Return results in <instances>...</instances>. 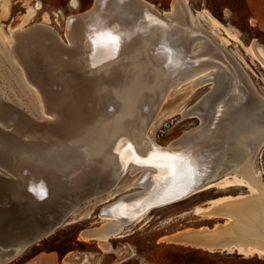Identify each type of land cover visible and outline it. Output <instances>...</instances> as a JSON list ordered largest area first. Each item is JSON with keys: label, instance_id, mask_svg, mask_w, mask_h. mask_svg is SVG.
<instances>
[{"label": "bare ground", "instance_id": "obj_1", "mask_svg": "<svg viewBox=\"0 0 264 264\" xmlns=\"http://www.w3.org/2000/svg\"><path fill=\"white\" fill-rule=\"evenodd\" d=\"M35 1L32 9L39 10ZM200 19L240 41L208 11L193 17L187 0H170L167 12L145 0H92L89 10L66 18V43L40 23L17 28L10 44L0 46L8 83L47 117L35 120L0 94V208L13 203L29 215L25 232L19 227L8 243L22 251L32 240L28 234L40 230L43 213L48 216L41 221L77 223L73 211L82 201L105 196L132 175L136 190L106 201L97 213L101 224L81 230L79 241L114 253L110 240L145 225L150 211L213 187L245 186V195L211 199L190 211L222 223L180 230L159 242L264 258V183L254 168L264 143V96L246 64ZM103 34L118 37V47L97 43ZM241 46L264 72V45L253 40ZM187 80L194 89L209 85L180 113L200 123L161 146L150 137L154 109L169 87ZM3 248L0 264L18 254L2 257ZM87 256L68 254L64 262L95 263Z\"/></svg>", "mask_w": 264, "mask_h": 264}, {"label": "rangeland", "instance_id": "obj_2", "mask_svg": "<svg viewBox=\"0 0 264 264\" xmlns=\"http://www.w3.org/2000/svg\"><path fill=\"white\" fill-rule=\"evenodd\" d=\"M160 12L168 11L170 0H145ZM35 0H0V46L6 48L10 44L13 32L17 28L26 30L35 24L45 23L58 39L66 43L64 35L66 18L70 15L83 13L90 9L92 0H38L39 10H33ZM75 3V8L71 3ZM190 12L194 14L208 11L224 28L234 29L239 33L238 42L227 37L222 28H213L200 19L199 23L204 29L212 30L214 37L225 43L226 49L243 64L251 81L264 96V72L251 61L244 52L243 46L251 41L264 45V36L250 25L248 11L242 0H187ZM18 31V30H17ZM242 58V59H241ZM5 70H2L0 60V94L10 103L15 104L35 120L44 118L36 106L23 100L6 79ZM181 83V85H180ZM192 81L187 80L169 87L162 95L160 102L155 107L151 119L150 137L159 145L165 146L180 138L184 133L199 125V119L191 116L181 118V111L194 106L208 92L209 85H201L194 89ZM30 93V92H29ZM157 109V110H156ZM156 110V111H155ZM157 112V115H156ZM155 115V117H154ZM254 168L260 173L264 183V143L256 154ZM1 174V172H0ZM131 177V178H130ZM133 176L128 175L121 179L117 188L105 196L91 197L80 203L73 213L78 217L77 223L59 228L49 237L33 245L8 264H22L38 252L55 251L60 255L71 252L97 253L102 260L93 264H264V258H243L236 254L208 253L190 247L175 246L170 244L158 245L159 238L180 230L208 227L211 228L223 222L222 218L203 220L190 212L196 206H204L206 201L223 196L245 195L248 189L245 186L227 188L213 187L208 191L198 193L185 200L172 205L163 206L150 211L145 225H136L130 228L129 235L110 240L114 253H103L95 242H87L86 247L78 246V233L81 230L97 227L101 224L97 218L100 207L106 201L117 199L123 194L136 190L130 186ZM224 175L217 176L213 183L221 181ZM104 198V199H102ZM105 200V201H103Z\"/></svg>", "mask_w": 264, "mask_h": 264}, {"label": "water", "instance_id": "obj_3", "mask_svg": "<svg viewBox=\"0 0 264 264\" xmlns=\"http://www.w3.org/2000/svg\"><path fill=\"white\" fill-rule=\"evenodd\" d=\"M41 191H42V189H41ZM99 196H100V194L98 196H93V197L99 198ZM44 198H46V196ZM183 199H184V196H182L181 198L172 200L169 203H176V202L181 201ZM85 201H87V200H85ZM85 201H82V202H85ZM169 203H166L164 205H167ZM155 207H158V206H155ZM0 214H6V216H7V217H5V215L4 216L0 215V245L2 247H4L3 248L4 250H2V255H1L2 257L16 254L17 251H18L17 252L18 254L16 255V257H18L21 253H23L25 250L30 248L33 244H38L41 240H43L46 237H49L58 228H61L63 226L61 224H55V222H52V221H47V220L41 221L46 216H48L47 215L48 213H43L45 215L43 217H40L37 219V221H40L39 222L40 230L39 231L35 230L32 234H28L29 232L27 233L32 238V240L26 242L24 244L25 248L22 251H20L18 248L15 247L17 244L16 242L8 243L7 239L9 237H15L17 235V229L19 227L22 229V231H21L22 233L25 232L26 225L23 222V217L25 215H27V216H29V215L26 213L20 215V207L18 205L16 206L13 203L12 204L5 203L4 207L2 206V208H0ZM212 228L213 227H211L210 229H212ZM191 229H194V228H191ZM170 244H174V242L172 241V243H170ZM15 258H13L11 261H13ZM11 261L7 262L6 264L10 263Z\"/></svg>", "mask_w": 264, "mask_h": 264}, {"label": "crops", "instance_id": "obj_4", "mask_svg": "<svg viewBox=\"0 0 264 264\" xmlns=\"http://www.w3.org/2000/svg\"><path fill=\"white\" fill-rule=\"evenodd\" d=\"M242 1L248 11V18L250 21V25L256 30H258L264 36V0H242ZM157 243L158 245L166 244L159 241H157ZM86 244L87 243L82 241H79L77 243L78 246H82V247L83 246L86 247L87 246ZM170 245H174V244H170ZM175 246H179V245H175ZM68 254H77V253L71 252ZM68 254L60 255L55 251L40 252L22 264H67L66 262H64V259L65 257H67ZM79 255H85V256L88 255L87 257H89V259L95 262L96 261L99 262L102 260V256L100 259L99 258L100 254L97 253L87 252V253H80Z\"/></svg>", "mask_w": 264, "mask_h": 264}, {"label": "snow or ice", "instance_id": "obj_5", "mask_svg": "<svg viewBox=\"0 0 264 264\" xmlns=\"http://www.w3.org/2000/svg\"><path fill=\"white\" fill-rule=\"evenodd\" d=\"M101 41H105L106 43L110 44L112 47H118L119 45V38L111 36L110 34H103L101 37L97 39V43H100ZM170 160H175L177 157L170 156L168 157Z\"/></svg>", "mask_w": 264, "mask_h": 264}, {"label": "trees", "instance_id": "obj_6", "mask_svg": "<svg viewBox=\"0 0 264 264\" xmlns=\"http://www.w3.org/2000/svg\"><path fill=\"white\" fill-rule=\"evenodd\" d=\"M40 252H41V251H40ZM40 252H38V253H40ZM36 254H37V253H36ZM36 254H35V255H36Z\"/></svg>", "mask_w": 264, "mask_h": 264}]
</instances>
